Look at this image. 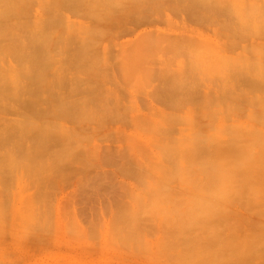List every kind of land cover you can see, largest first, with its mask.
<instances>
[{"label":"rangeland","instance_id":"rangeland-1","mask_svg":"<svg viewBox=\"0 0 264 264\" xmlns=\"http://www.w3.org/2000/svg\"><path fill=\"white\" fill-rule=\"evenodd\" d=\"M239 2L0 0V264H264Z\"/></svg>","mask_w":264,"mask_h":264},{"label":"bare ground","instance_id":"bare-ground-1","mask_svg":"<svg viewBox=\"0 0 264 264\" xmlns=\"http://www.w3.org/2000/svg\"><path fill=\"white\" fill-rule=\"evenodd\" d=\"M2 1H3V0H2ZM61 1H62V0H61ZM66 1L69 2L70 0H66ZM72 1H73V0H72ZM208 1H209V0H208ZM240 1H241V2H239V3H242V1H243V3H244V5H242V4L240 5V4H239V5H240V6H239V7H240V8H239L240 11L238 10V12H241V13H240V17L243 16V18H245V17H244L245 14L242 12V10H243V11H246V10H247V9L244 10L245 5H246L247 8H250V7H248V6H251V7H252V10H251V11H249V12L246 11V12H248V13L251 12V13H250L251 15L248 14V15L251 16V17H249V20H248V18H247V19H243V18H241V21L243 20L241 24L244 25L245 22H248V25H250V27L252 26V28H251V30H250V29H248V28H249L248 25H246V23H245V25L247 26V27L245 26V27H246V30H248V32H249V30L251 31V33L249 32V33L252 35V37H251V38H252V39H251V43H253V44H256V43H257L258 46L262 48V44H263V42L260 41L261 39H259V38H260V36H263V37H262V40H263V38H264V0H252L251 3H250L249 1H245V2H247V3L249 2L248 4H245L244 0H240ZM64 2H65V1H64ZM204 2H205V1H204ZM262 2H263V3H262ZM1 3H3V2H1ZM261 3H262V4H261ZM192 4H193V3H192ZM196 4H197V3H196ZM249 4H251V5H249ZM194 5H195V4H194ZM2 6H3V4H2ZM204 6H205V5H204ZM243 6H244V7H243ZM188 7H189V6H188ZM194 7H196V6H194ZM226 7H227V6H225V7L223 6V10H224V11L222 10V12L228 14V13H230V12H228L227 10L230 11V9H229V7H227V8H228V9H227ZM242 7H243V8H242ZM246 7H245V8H246ZM198 8H199V7H198ZM224 8L227 9L226 12H225V9H224ZM241 8H242V9H241ZM189 9H190V11H191V9H193V7H192V8H189ZM193 10H194V9H193ZM195 10H196V9H195ZM198 10H202V11L205 10V12H207V7H206V9H198ZM248 10H250V9H248ZM202 11H199L200 14H202V13L205 14V12H202ZM194 12H195V11H194ZM201 12H202V13H201ZM209 12H210V11H209ZM209 12H208V13H209ZM197 13H198V11L196 12V14H197ZM0 14H1V13H0ZM192 14H194V13H192ZM241 14H244V15L241 16ZM245 16H246V15H245ZM247 17H248V16H247ZM250 18H251V20H250ZM245 20H247V21H245ZM244 21H245V22H244ZM250 21H251L252 23L256 21V22H257V25H251V24H249ZM251 22H250V23H251ZM46 23H47V22H46ZM47 24H49V23H47ZM242 25H240V26H241V29H240V26H238L239 30H238V28H236L237 30H235V29L233 30V33H234V31H235L236 33L239 32V33H237V34H239V36L243 34L242 36H243L244 38L241 36L240 41H238L240 45H242V43H240V42H242V41L245 42V41L247 40V38H250V36H251V35L248 34V32L245 30V27H244V29H242V28H243ZM224 26H226V25L224 24ZM240 30H241V32H240ZM243 31H244V32L246 31V33H243ZM236 33H234L233 35H235ZM230 34H231V33H230ZM247 34H248V35H247ZM32 35H33V34H32ZM39 35H40V34H39ZM39 35H35V36H32V37H34V39H35V37H36V36L38 37ZM18 36H19V35H18ZM229 36L232 38V35H229ZM245 36H246V37H245ZM258 36H259V38H257ZM16 37H17V36H16ZM22 37H23V36H22ZM41 37H42V36H41ZM28 38H29V37H28ZM231 38H230V39H231ZM245 38H246V40H245ZM17 39H19V38L17 37ZM34 39H33V38H31V40L29 39V40H30L29 42H31L30 44H32V40H34ZM41 39H42V38H39V40H41ZM257 39H259V41H257ZM13 40H15V39H13ZM39 40L37 41V43L40 42ZM231 40H233V38H232ZM241 40H242V41H241ZM248 40H249V39H248ZM248 40L246 41V43H249ZM41 41L44 42V39H42ZM13 42H15V41H13ZM16 42H17V41H16ZM18 42H19V41H18ZM18 42H17V43H18ZM22 42H23V41H22ZM34 42H35V41H34ZM68 42H69V41H68ZM11 43H12V42H11ZM17 43H16V44H17ZM12 44H13V43H12ZM21 44H22V43H21ZM30 44H28L27 46L29 47ZM83 44H84V43H83ZM253 44H251L252 47H253ZM23 45H25V43H23ZM23 45H22V46H23ZM35 45L37 46L38 44H36V42H35ZM35 45L33 44V46H34L33 48H34V49H35V47H36ZM42 45H43V44H42ZM85 45H86V44H85ZM18 46L21 47L20 44H19V45L17 44V47H18ZM39 46H40V44H39ZM10 47H11V46H10ZM70 47H71V46H70ZM15 48H16V46H15ZM15 48H14V49H15ZM18 48H19V47H18ZM31 48H32V47H31ZM31 48H30V50H31ZM33 48H32V49H33ZM37 48L39 49L38 46L36 47V50H38ZM255 48H256V45H255ZM5 49H6V48H5ZM9 49H10V48H9ZM23 49H24V47H23ZM40 49H41V48H40ZM40 49L38 50L39 53H40ZM10 50L12 51V48H11ZM10 50H8V51H10ZM21 50H22V49H21ZM41 50H42V49H41ZM4 51H6V50H4ZM16 51H17V50H16ZM16 51H15V52H16ZM19 51H20V49H19ZM23 51H25V50H23ZM23 51H21V53L19 52L20 54H22V55H21L22 58L24 57L23 54H25V52H23ZM15 52H14V53H15ZM22 52H23V53H22ZM30 52H31V51H30ZM35 52H36V51H35ZM35 52L30 53L31 57H32V54H35ZM39 53H37V54L39 55ZM37 54H35L36 57L38 56ZM15 55H16V56H19V55H18V51H17V54H15ZM21 56H19V57H21ZM19 57H18L17 59H19ZM36 57H35V59H37ZM39 57H40V56H39ZM39 57H38V58H39ZM32 58H33V57H32ZM35 59H34V61H38V60H35ZM245 59H246V58H245ZM1 60H2V59H1ZM20 60H22V59H20ZM32 60H33V59H32ZM257 60H258V59H257ZM257 60L255 59V63H256V65L258 66V64H257V63H258ZM32 62H33V61H32ZM33 64H35V63L33 62ZM33 64H32V65H33ZM237 64H238V63H237ZM242 64H244V62H242ZM36 65H37V64H36ZM244 65H245V66H244ZM244 65H243V67H241V65L239 66V72H240V71H241V72L244 71V67H246V63H245ZM247 65H248V63H247ZM33 67H34V66H31V68H33ZM37 67H38V66H37ZM240 67H241V68H240ZM247 67H248V66H247ZM249 67H250V66H249ZM31 68H30V70H31ZM242 68H243V69H242ZM34 69H35V68H34ZM34 69H33L32 71L35 72ZM237 69H238V68H237ZM240 69H241V70H240ZM28 70H29V69H28ZM30 70H29V71H30ZM36 70H37V68H36ZM249 70H251V69H249ZM252 70H253V69H252ZM24 71H27V69H25ZM32 71H31V73L29 72V74L33 75L34 72H32ZM38 72H39V71H38ZM241 72H240L239 74H241ZM260 72H261V71H259V70H255V71H252V74H251V73H246V68H245V71H244L243 73H244V74H248L249 76L247 75V77H249V79L254 80V81H257V80H261V79H262V76H261V75H257V74H259ZM9 73H10V72H9ZM32 73H33V74H32ZM243 73H242V74H243ZM19 74H20L22 77L24 76L23 73H22V74H21V73H18V75H19ZM239 74H238V75H239ZM6 75H7V74H6ZM11 75H12V73H11ZM15 75H16V74H15ZM15 75H13V77H15ZM33 76H34V75H33ZM242 76H245V75H242ZM242 76H241V78H243ZM17 77H18V76H17ZM22 77H21V78L18 77L19 80L22 79ZM6 78H7V77H6ZM26 78H27V77H26ZM34 78H35V77H34ZM39 78H40V77H39ZM15 79H16V78H15ZM24 79H25V78H23V80H24ZM60 79H61V78H60ZM16 80H17V79H16ZM16 80H15V81H16ZM25 80L27 81V79H25ZM25 80H24V81H25ZM28 80H31V79H28ZM6 81H7V80H6ZM10 81H11V79H10ZM15 81H14V83H15ZM20 81H21V80H20ZM26 81H25V83H26ZM32 81H33V80H31L30 82H32ZM60 82H61V81H60ZM17 83H19V82L17 81ZM17 83H16V84H17ZM21 83H23V82H21ZM1 84H2V83H1ZM10 84H12V83H10ZM10 84H9V85H10ZM16 84H15V86H16ZM9 85H8V86H9ZM18 85H19V84H18ZM10 86H11V85H10ZM13 87H14V86H13ZM16 88H17V90H18V89L20 90L19 87H16ZM16 88H14V89H16ZM3 92H4V91H3ZM5 92H6V91H5ZM8 92H9V91H8ZM19 92H20V91H19ZM4 94H5V93H4ZM13 94H14V93H13ZM17 94H18V93H17ZM19 94H20V93H19ZM22 95H23V94H22Z\"/></svg>","mask_w":264,"mask_h":264}]
</instances>
